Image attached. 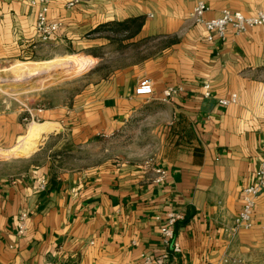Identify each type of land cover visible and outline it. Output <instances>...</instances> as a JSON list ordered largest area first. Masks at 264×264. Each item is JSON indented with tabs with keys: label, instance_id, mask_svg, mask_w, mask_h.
I'll return each mask as SVG.
<instances>
[{
	"label": "crops",
	"instance_id": "crops-1",
	"mask_svg": "<svg viewBox=\"0 0 264 264\" xmlns=\"http://www.w3.org/2000/svg\"><path fill=\"white\" fill-rule=\"evenodd\" d=\"M68 1L51 0L47 18L62 21L86 58L153 51L88 76L56 104L1 110L0 146L14 145L29 118L54 124L55 134L77 146L136 123L148 158L142 166L121 158L69 167L50 155L30 156L24 170L0 176V264H134L143 251L162 252L155 217L168 211L181 215L180 251L163 264H264V192L252 226L232 231L264 153V29H228L224 39L209 41L190 19L199 0H78L71 8ZM201 1L210 8L207 19L223 9L251 15L264 8V0ZM36 13L30 0H0V58L25 59L32 51ZM134 18L142 22L134 35L110 31ZM144 78L153 83L150 96L135 94ZM167 86L182 89L164 102ZM231 94L235 103L219 104ZM154 168L166 170L164 181H153Z\"/></svg>",
	"mask_w": 264,
	"mask_h": 264
},
{
	"label": "rangeland",
	"instance_id": "rangeland-1",
	"mask_svg": "<svg viewBox=\"0 0 264 264\" xmlns=\"http://www.w3.org/2000/svg\"><path fill=\"white\" fill-rule=\"evenodd\" d=\"M67 32V27L64 24L55 31L41 29L35 19L32 51L22 55L26 56L25 59L19 57L20 55L14 58H0L1 68L25 61L27 63H35L42 60L41 57L48 59L55 55L74 56V62L71 65L49 70L40 75L32 77L18 75L1 77L0 111L15 109L32 112L33 110L56 104L66 96L75 93L88 79V76L97 78L103 73L105 68L113 64L119 65V62H129L135 56L139 58L153 51L151 47L147 46L139 51L137 50V52L127 51L126 55H123L122 58H117V60L110 57L94 60L86 58L88 53L80 51L85 46L74 42L75 40L68 39ZM91 66L95 69L89 71ZM32 121L42 122L36 118L25 120L21 123V128L18 129L21 135H25L28 132ZM42 123L45 124L41 134V137H43H40L38 144L32 149L15 154L9 150L16 143L9 148L0 146L1 149L6 150L0 152V176L24 170L31 161V159H27L30 156H32L30 158H34L32 160L36 161L50 155L55 160L69 167L104 163L120 160L121 158L128 160L141 159L136 162V165L141 166L147 161L148 156L143 157L141 149H139L141 139L137 138L136 129H134V127H137L134 126L137 125L136 123L131 124L122 133H117L114 138L93 140L85 146H77L71 143L66 134H55L53 132L54 124L46 121Z\"/></svg>",
	"mask_w": 264,
	"mask_h": 264
},
{
	"label": "built area",
	"instance_id": "built-area-1",
	"mask_svg": "<svg viewBox=\"0 0 264 264\" xmlns=\"http://www.w3.org/2000/svg\"><path fill=\"white\" fill-rule=\"evenodd\" d=\"M51 0H30V3L37 6L36 20L39 28L44 30L55 31L62 26V21L51 20L47 18ZM78 0H70L66 3L68 8L73 7ZM209 6L204 1H197L190 13V19L193 24L202 25L206 32V39L214 40L215 36L219 39H224L226 31L231 29L235 34H241L252 27H262L264 29V8L257 10L254 14L245 15L240 11H232L223 9L217 17L207 19L205 13L209 11ZM203 96H210V85L204 83L202 85ZM181 86H167L163 89L161 100L167 102L174 95L180 92ZM153 93V83L150 79L144 78L138 82L135 87L136 95L150 96ZM237 96L231 94L229 98L219 99L221 105L235 103ZM156 177L154 182H162L167 176V172L162 168H154ZM264 192V153L258 168L254 172V180L251 184L243 188L242 204L238 214L233 221L232 231H237L239 228H250L253 222L254 206L257 196ZM25 215L20 216L21 224L18 227V232L23 231V220ZM160 222L159 232L163 243L162 252L159 255H152L147 252L140 253V259L134 264H163L168 261L171 255L180 251V246L175 239V227L181 215L177 211H168L163 215L155 217ZM262 226L264 227V216L261 218ZM220 264V263H219Z\"/></svg>",
	"mask_w": 264,
	"mask_h": 264
},
{
	"label": "bare ground",
	"instance_id": "bare-ground-1",
	"mask_svg": "<svg viewBox=\"0 0 264 264\" xmlns=\"http://www.w3.org/2000/svg\"><path fill=\"white\" fill-rule=\"evenodd\" d=\"M74 62V56L55 55L51 58L36 61L35 63L19 62L8 67L0 68V78L9 75H18L24 77H32L40 75L46 71L53 70L59 67L71 65ZM7 66V65H6ZM45 124L42 122L32 121L28 132L17 138V142L9 151L12 153H22L32 149L38 144ZM4 152L0 148V152ZM6 153V152H5ZM8 153V152H7Z\"/></svg>",
	"mask_w": 264,
	"mask_h": 264
},
{
	"label": "trees",
	"instance_id": "trees-1",
	"mask_svg": "<svg viewBox=\"0 0 264 264\" xmlns=\"http://www.w3.org/2000/svg\"><path fill=\"white\" fill-rule=\"evenodd\" d=\"M141 18L129 19L124 22L117 23L115 27H111L110 31L114 34L117 32H125L126 37L134 35L141 27ZM98 32L103 31L102 28L97 29Z\"/></svg>",
	"mask_w": 264,
	"mask_h": 264
},
{
	"label": "water",
	"instance_id": "water-1",
	"mask_svg": "<svg viewBox=\"0 0 264 264\" xmlns=\"http://www.w3.org/2000/svg\"><path fill=\"white\" fill-rule=\"evenodd\" d=\"M42 137H43V136H42ZM42 137H41V138H42Z\"/></svg>",
	"mask_w": 264,
	"mask_h": 264
}]
</instances>
